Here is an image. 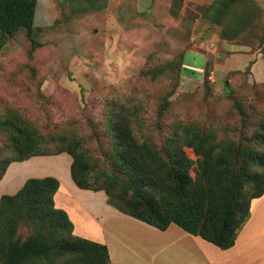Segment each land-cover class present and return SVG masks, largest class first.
<instances>
[{"label": "rangeland", "instance_id": "rangeland-1", "mask_svg": "<svg viewBox=\"0 0 264 264\" xmlns=\"http://www.w3.org/2000/svg\"><path fill=\"white\" fill-rule=\"evenodd\" d=\"M102 1L96 11L77 2L40 0L35 43L22 31L0 36V117L16 112L50 140L52 150L59 137L75 138L100 171L107 169L102 136L120 109L140 107L154 134L209 120L226 129L219 137L237 138L239 132H228L238 128L235 101L249 113L255 107L264 119V81H255L264 79V71L262 78L252 69L260 57L264 70V46L238 35L220 37L224 26L211 24L203 11L214 0H183L176 14L173 0ZM250 1L259 5L264 26V0ZM253 8L251 3L233 12ZM177 70L178 84L158 114ZM133 131L141 137L135 124ZM5 146L0 135L1 158L10 155ZM19 232L29 234L26 228Z\"/></svg>", "mask_w": 264, "mask_h": 264}, {"label": "trees", "instance_id": "trees-1", "mask_svg": "<svg viewBox=\"0 0 264 264\" xmlns=\"http://www.w3.org/2000/svg\"><path fill=\"white\" fill-rule=\"evenodd\" d=\"M62 1L86 4L96 11L104 6L102 0ZM173 3L176 14L177 9L182 10L183 0ZM251 3L254 10L246 9L239 15L233 12ZM39 4L40 0H0V36L6 39L22 31L35 43ZM258 6L250 0H214L203 11L211 24L224 26L220 37L238 35V40H254L264 46ZM204 77L207 86L209 76ZM178 78L179 70L158 114L166 109L167 97L175 90ZM233 106L240 119L238 128L228 132H239L237 138L219 137V133H227L226 129L209 120L177 124L165 134H154L148 132L140 117V107L120 109L108 120L102 136L106 147H102L101 160L107 166L102 171L96 169L89 149L75 138L59 137L52 150L50 140L34 125L9 111L0 117V135L10 154L0 157V180L12 162L64 152L72 158L70 174L78 188L104 191L110 205L161 231L176 224L226 250L234 245L247 221L251 200L264 193V119L255 107L249 113L239 101ZM254 114L257 117L252 120ZM133 124L141 137H136ZM186 148L193 151L195 159L188 156ZM58 187L53 177L29 178L15 194L0 197V264L109 263L106 246L75 235L67 214L54 206ZM23 228L28 229L26 237L19 232Z\"/></svg>", "mask_w": 264, "mask_h": 264}, {"label": "crops", "instance_id": "crops-1", "mask_svg": "<svg viewBox=\"0 0 264 264\" xmlns=\"http://www.w3.org/2000/svg\"><path fill=\"white\" fill-rule=\"evenodd\" d=\"M260 60L252 69L262 77ZM71 163L64 152L12 162L0 180V197L15 194L29 178L57 179L54 206L67 214L75 235L106 246L108 264H264V193L251 200L249 217L234 245L222 250L176 224L161 231L122 213L108 203L104 191L78 188L71 178Z\"/></svg>", "mask_w": 264, "mask_h": 264}]
</instances>
